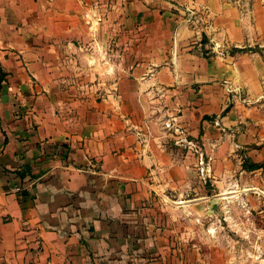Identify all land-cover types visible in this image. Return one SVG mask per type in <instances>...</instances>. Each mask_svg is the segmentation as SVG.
<instances>
[{
    "label": "crops",
    "instance_id": "1",
    "mask_svg": "<svg viewBox=\"0 0 264 264\" xmlns=\"http://www.w3.org/2000/svg\"><path fill=\"white\" fill-rule=\"evenodd\" d=\"M0 64L3 264H177L171 196L200 221L264 162V0H0Z\"/></svg>",
    "mask_w": 264,
    "mask_h": 264
},
{
    "label": "rangeland",
    "instance_id": "2",
    "mask_svg": "<svg viewBox=\"0 0 264 264\" xmlns=\"http://www.w3.org/2000/svg\"><path fill=\"white\" fill-rule=\"evenodd\" d=\"M260 80L262 92L252 98L250 104L254 109L246 126L264 140V74ZM227 82L236 88L234 94L229 92L232 97L249 98L241 86L230 80ZM250 162H253L251 157H246L243 163L248 172L236 169L234 177L238 178L229 180L231 184L226 180L227 184L217 187L222 196H217L215 204L220 209L215 207V213L205 219L198 221V212L193 208L190 216L185 217L180 211L184 196L181 200L178 195L171 196L173 203H169L167 212L161 209L158 223L163 230H168L165 235L175 242V247L180 245L176 251L181 259L177 264H264V196L259 195L258 187L252 183ZM260 175L264 177V172ZM166 204L162 202L160 205ZM191 206L195 205L191 203Z\"/></svg>",
    "mask_w": 264,
    "mask_h": 264
},
{
    "label": "trees",
    "instance_id": "3",
    "mask_svg": "<svg viewBox=\"0 0 264 264\" xmlns=\"http://www.w3.org/2000/svg\"><path fill=\"white\" fill-rule=\"evenodd\" d=\"M4 74H5V72H4V70H3V68H2V66L0 64V84H1V81H2V79L4 77ZM261 166L264 167V162L253 161V162H250V164L248 165V168L249 169H253V168H257V167H261Z\"/></svg>",
    "mask_w": 264,
    "mask_h": 264
},
{
    "label": "built area",
    "instance_id": "4",
    "mask_svg": "<svg viewBox=\"0 0 264 264\" xmlns=\"http://www.w3.org/2000/svg\"><path fill=\"white\" fill-rule=\"evenodd\" d=\"M226 84V87L228 89V92L234 94V91L236 90V88H233V86L228 83L227 81L225 82ZM172 127L174 128L175 131H178V132H182V128L176 124L172 125Z\"/></svg>",
    "mask_w": 264,
    "mask_h": 264
}]
</instances>
